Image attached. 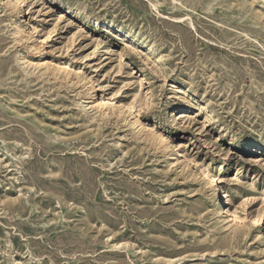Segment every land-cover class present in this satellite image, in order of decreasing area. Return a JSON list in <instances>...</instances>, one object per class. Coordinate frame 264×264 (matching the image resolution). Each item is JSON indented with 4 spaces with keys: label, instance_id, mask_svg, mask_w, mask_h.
I'll list each match as a JSON object with an SVG mask.
<instances>
[{
    "label": "rangeland",
    "instance_id": "rangeland-1",
    "mask_svg": "<svg viewBox=\"0 0 264 264\" xmlns=\"http://www.w3.org/2000/svg\"><path fill=\"white\" fill-rule=\"evenodd\" d=\"M0 264H264V0H0Z\"/></svg>",
    "mask_w": 264,
    "mask_h": 264
},
{
    "label": "bare ground",
    "instance_id": "bare-ground-1",
    "mask_svg": "<svg viewBox=\"0 0 264 264\" xmlns=\"http://www.w3.org/2000/svg\"><path fill=\"white\" fill-rule=\"evenodd\" d=\"M15 5H16V7H19L18 1H16ZM95 106L96 107H100V106H102V104L100 102H97ZM160 139H161V141L165 142L168 146H172L171 145V142L169 140H167L164 136L160 135ZM202 175H203V177L205 179L208 180V182L210 184H214L215 185L214 180L211 179L206 173H203ZM216 194H218V196H219L220 199L224 197L223 194L220 192V190H219L218 187H216Z\"/></svg>",
    "mask_w": 264,
    "mask_h": 264
}]
</instances>
